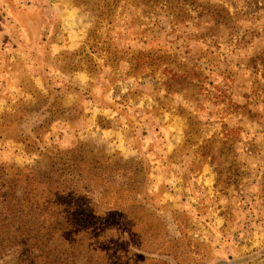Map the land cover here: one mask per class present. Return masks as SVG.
Wrapping results in <instances>:
<instances>
[{
  "label": "rangeland",
  "instance_id": "1",
  "mask_svg": "<svg viewBox=\"0 0 264 264\" xmlns=\"http://www.w3.org/2000/svg\"><path fill=\"white\" fill-rule=\"evenodd\" d=\"M62 260L264 264V0H0V264Z\"/></svg>",
  "mask_w": 264,
  "mask_h": 264
},
{
  "label": "crops",
  "instance_id": "2",
  "mask_svg": "<svg viewBox=\"0 0 264 264\" xmlns=\"http://www.w3.org/2000/svg\"><path fill=\"white\" fill-rule=\"evenodd\" d=\"M194 181L198 185H202L203 187H206L207 189H210V190L213 189L214 178L209 168H204L201 171V173H199L198 177L194 179ZM210 218H211V221L213 222V225H215L220 230L221 229L220 227H222L225 222L224 214L220 213L219 210L213 211L210 214Z\"/></svg>",
  "mask_w": 264,
  "mask_h": 264
},
{
  "label": "trees",
  "instance_id": "3",
  "mask_svg": "<svg viewBox=\"0 0 264 264\" xmlns=\"http://www.w3.org/2000/svg\"><path fill=\"white\" fill-rule=\"evenodd\" d=\"M53 207H55L56 208V206H53ZM60 208H58V210H59ZM56 210H57V208H56ZM52 216H53V218H54V223H55V225L57 226V233L58 234H62V235H64V227L66 226V222H65V220H64V218L63 217H61L62 215H60V214H58V216H57V214L56 213H53L52 214ZM61 217V218H60ZM54 225V226H55ZM50 227H53V225L52 226H50ZM26 228V227H25ZM78 236H76V235H73V239L74 238H77ZM82 240H83V237L79 240V244H81L82 243ZM74 245V242L71 244V247ZM60 261V260H59ZM62 264H67V262H65L64 260H62Z\"/></svg>",
  "mask_w": 264,
  "mask_h": 264
}]
</instances>
